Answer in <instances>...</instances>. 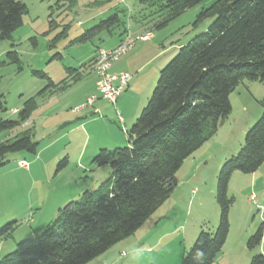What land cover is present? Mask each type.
I'll return each instance as SVG.
<instances>
[{
	"label": "rangeland",
	"instance_id": "rangeland-1",
	"mask_svg": "<svg viewBox=\"0 0 264 264\" xmlns=\"http://www.w3.org/2000/svg\"><path fill=\"white\" fill-rule=\"evenodd\" d=\"M22 1L28 8L23 25L11 39L0 40V103L6 109L0 114L4 119H17L18 114L14 111L24 108L27 101L35 98L36 111L16 133L32 129L39 147L35 156L26 152L9 154L6 165L0 168V230L7 224L14 226L10 238L0 239V261L13 253L18 243L44 233L58 218L62 207L81 198L79 192L95 191L97 188H86L89 185L87 178L107 180L111 177L109 167L98 170L90 162L92 160H88L89 149L82 159L83 168L77 167L80 151L87 143L86 137L77 129L70 137H64V134L83 122L77 120L83 111L68 121L64 119L71 116L74 108L85 103V97L97 81V74L86 71L83 66H87L99 50L116 48L124 27L116 26L90 41H73L115 14L119 15L134 44L112 67L130 73L135 77L134 81L139 78L132 97L134 102L142 99L145 103L148 82L144 87L140 82L153 81L157 70L170 63L180 46L208 30L214 19L198 21V15L217 0H203L164 28L153 31L148 29L152 28L148 26L150 19L140 22L148 8L140 0ZM148 32L152 33L151 39H139ZM11 51L17 53L19 64L7 57ZM69 69L85 73L79 81H73L69 78ZM34 71L46 76L41 77ZM64 80L69 81L67 88L56 91L49 87L44 95H40L50 81L60 84ZM156 84L157 81L154 88ZM81 99L85 100L79 103ZM263 99L264 83L245 79L237 87L230 95L232 113L222 121L215 136L183 163L175 176L177 185L166 201L167 205L164 203L133 236L109 250V254L114 253L116 264H172L180 254L192 248L191 233L199 228L200 231L201 228L216 231L221 216L216 199L219 173L224 163L239 153L248 130L260 119L263 108L259 101ZM128 121L126 127L130 130L135 122ZM117 123L114 130L119 138H123V143L105 149L114 150L129 143L128 136L122 131L123 124L119 120ZM8 135L10 133H3L1 138ZM106 136V133L100 135L101 138ZM65 158L67 167L57 172V166ZM23 162L27 164L26 168L21 166ZM228 196L232 200L230 231L215 264H251L255 256L264 253V232L261 244L248 248L250 238L264 220V164L253 174L234 172ZM67 198L72 199L65 202ZM149 247L151 251H147ZM122 250L126 253L122 254Z\"/></svg>",
	"mask_w": 264,
	"mask_h": 264
},
{
	"label": "trees",
	"instance_id": "trees-1",
	"mask_svg": "<svg viewBox=\"0 0 264 264\" xmlns=\"http://www.w3.org/2000/svg\"><path fill=\"white\" fill-rule=\"evenodd\" d=\"M202 1L140 0L148 5L140 22L150 19L149 31L164 28ZM27 9L22 0H0V40L12 38L23 25ZM205 19H214L208 30L180 46L177 55L160 70L147 104L130 130L123 132L129 138L128 145L102 149L92 160L97 167H109L111 177L95 191L87 190L78 201L67 203L44 233L18 243L0 264H89L133 236L171 197L183 163L215 136L222 121L232 113L230 95L245 79L264 83V0H217L198 15V21ZM116 26L124 27L119 37L129 34L115 14L73 43L93 40ZM7 57L20 63L15 51L8 52ZM95 60L96 56L83 66L86 71ZM69 73V78L79 81L85 72L69 69ZM34 74L46 76L38 71ZM68 82L50 81L40 95L49 87L65 89ZM259 103L263 108L260 119L248 130L239 153L224 163L218 176L219 225L214 232L201 228L182 264H215L223 252L230 231L231 176L236 171L253 174L264 164V99ZM36 109L32 98L16 111L17 119H4L0 114V168L6 165L9 154L37 155L39 143L34 140L33 130L16 133ZM5 110L0 103V112ZM6 132L10 135L2 139ZM67 165L65 158L57 172ZM13 227L5 225L0 239L10 238ZM263 232L264 220L250 238L249 249L261 244ZM251 264H264V253L255 256Z\"/></svg>",
	"mask_w": 264,
	"mask_h": 264
},
{
	"label": "crops",
	"instance_id": "crops-1",
	"mask_svg": "<svg viewBox=\"0 0 264 264\" xmlns=\"http://www.w3.org/2000/svg\"><path fill=\"white\" fill-rule=\"evenodd\" d=\"M148 33L152 37V33L151 32H148ZM129 35L130 34L123 36V37H120L119 42L117 44L120 45L121 43H123ZM167 62L168 61H166L164 64H166ZM159 70H157V72H158L157 77L155 79H153V81L150 82V81H148L149 79H147L146 82H140L143 87L148 82L146 85L147 86L146 87L147 88V90H146V94H147L146 102L150 98L149 96H150V94H152L151 92H153L155 83L158 80V76L160 73ZM111 71H112L111 73H114V74H120V73L124 72L122 70L118 71L117 69H115L114 66L111 68ZM134 79H135V77L132 76V80H131L128 88L125 90L123 95L119 98V100L115 106L111 105L106 100H104L103 98L100 97L99 92L96 88V83H95V86H92L90 88L88 95L87 96L85 95L86 100H87V98H89L90 96H93V95H97L99 97V99L94 104L93 108H89V109L84 110L82 115L79 116V118L77 120H82L83 122H80L78 124L79 126L77 125V126L70 128L64 134V137H67V135H68V137H70L71 134L75 133V129H77V130H82L83 134L86 137V140H87L86 146L84 145V147L80 151V154L78 157L79 165L77 167L79 169L83 168L81 165V164H83L82 159L85 157V153H86L87 149L90 150L88 160H93L94 157L99 153L100 150L105 149V148H110L111 146L118 147L123 143V138H119L117 136V133H116L117 130L116 131L114 130L116 127L115 124H118L117 120H119V117H121L123 119V126L125 127V129L129 130L126 127V122L129 120L128 122L133 124L136 121V119L139 117V114H141L140 112H142V109L145 107L144 104L146 102L142 103L143 102L142 99H139L138 101L134 102V99L132 97V93L135 90L133 88L135 87L136 82L139 80V78L136 79L137 81L136 80L134 81ZM149 85H151V87H148ZM144 92L145 91H143V95H144ZM145 98H146V96H145ZM85 99H81L79 101V103L83 102ZM140 105H141V107H140ZM139 107H140V109L138 110ZM130 108H132L133 110L135 109V111H131ZM16 111H17V109H16ZM16 111H14V112H16ZM120 113H121V115H120ZM74 114H78V113H73L71 111V116H69V115L66 116V118L64 120L68 121L70 118L72 119V116H74ZM116 114H117V118H116ZM103 133L107 134V136L105 138L100 137V135ZM69 143H72L70 139H69ZM90 162H92V161H90ZM87 163H88V161H86V164ZM105 167H107V166H105ZM97 169L99 170L101 168L98 167ZM95 171H97V170H94V172ZM87 179L90 182L89 181L86 182L89 184L88 187H86V188H92V189L98 188L101 185V183L106 180V179H97L96 177L95 178L92 177V179H90V178H87ZM86 183L84 186L87 185ZM82 192L83 191L79 192L78 196H81ZM72 198H69V199L67 198L65 200V202H68ZM166 203L167 202H165V205H167ZM157 222H159V220ZM199 229L197 231H195L194 233H191V237H193L192 242H195L194 240L197 238V235L200 232ZM151 250H152L151 247H149V249H147V251H151ZM121 252H122V254L126 253L125 250H122ZM184 254H185V251H184V253H182V255L180 254L179 259L176 260L175 262H173L172 264H181V260L183 259ZM113 257H114V253L109 254V251H108L107 253L101 255L99 258H96V260L92 261V263H90V264H116L117 263L116 259H114ZM125 257H126V255H125Z\"/></svg>",
	"mask_w": 264,
	"mask_h": 264
},
{
	"label": "built area",
	"instance_id": "built-area-1",
	"mask_svg": "<svg viewBox=\"0 0 264 264\" xmlns=\"http://www.w3.org/2000/svg\"><path fill=\"white\" fill-rule=\"evenodd\" d=\"M151 35L145 34L139 39L149 40ZM134 41L130 38L118 45L116 48L109 50H99L96 55V60L90 70L97 74L96 88L101 98L106 100L111 105L115 106L119 98L123 95L125 90L128 88L132 75L124 72L120 74L111 73L112 64L119 60L127 51L133 46ZM99 97L97 95L90 96L87 98L84 104L76 107L72 110L73 113H80L89 108H93ZM120 124H123V119L119 117ZM122 131L126 133V129L122 126ZM22 167H27L26 163H21Z\"/></svg>",
	"mask_w": 264,
	"mask_h": 264
}]
</instances>
